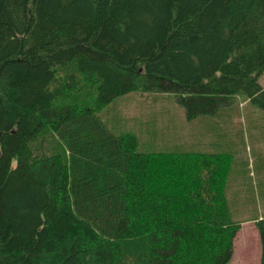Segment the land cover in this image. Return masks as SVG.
<instances>
[{"label":"trees","instance_id":"1","mask_svg":"<svg viewBox=\"0 0 264 264\" xmlns=\"http://www.w3.org/2000/svg\"><path fill=\"white\" fill-rule=\"evenodd\" d=\"M263 75L264 0H0V264H228L241 148L144 153L99 114L171 93L203 131Z\"/></svg>","mask_w":264,"mask_h":264},{"label":"rangeland","instance_id":"2","mask_svg":"<svg viewBox=\"0 0 264 264\" xmlns=\"http://www.w3.org/2000/svg\"><path fill=\"white\" fill-rule=\"evenodd\" d=\"M261 84L264 85V75ZM232 107L233 110H222L220 115L221 121L234 125V129L225 131L235 134L231 139L222 136H208L210 133H216L214 131H195L194 125L189 124L186 118L185 109L171 93H130L114 100L99 114V117L114 132L135 134L139 140L138 151L144 153L173 152L172 149L178 146V150L183 152L218 154L223 153L227 148L228 154L229 149L239 147L242 160L250 162V165H247V171L251 173L253 172V161L259 162L260 157H264V147L259 142L262 136H256V140L252 137L250 141L248 135L254 132L264 133V110L251 104L243 108L237 99L234 100ZM202 122L218 123L215 118L211 117L202 119ZM252 124L257 125V130L252 129L250 133L246 130V135L244 134L243 137L236 131L238 128L244 129ZM228 156L236 158L238 155ZM262 176H264V170H262ZM227 190L228 196L231 197V189L226 188ZM234 212L233 218L236 221L255 216V211L252 210H244V215H240V211ZM240 229L243 230L239 231V238L237 235L234 244L235 252L228 264H262L263 245L257 224L241 225Z\"/></svg>","mask_w":264,"mask_h":264},{"label":"crops","instance_id":"3","mask_svg":"<svg viewBox=\"0 0 264 264\" xmlns=\"http://www.w3.org/2000/svg\"><path fill=\"white\" fill-rule=\"evenodd\" d=\"M217 127L218 132L214 134H208V136L214 137V136H222L224 138L230 137L233 134L230 132L225 131H231L234 129L233 124L228 123H213L210 125L206 124L207 129L203 131H213L212 126ZM195 126V125H194ZM251 126V125H250ZM257 125H252L251 129L257 130ZM197 127V126H196ZM248 129V130H251ZM223 131V133H221ZM263 134L256 133V136H263ZM264 147V143H263ZM264 151V148H263ZM260 156H262V153H260ZM231 162V161H230ZM237 166H239L237 164ZM240 169L237 174H239V177H236V172H231L233 177L230 180L229 188L230 194L232 195L229 197V207L233 211H240V215H244L245 211H255V216L253 218H244L241 221H243V226L246 224H257L260 221H264V176H262V170H264V157H260L259 162L253 161V172L250 173L251 180L249 179L248 171L245 169L242 170V163L240 162ZM253 178V179H252ZM234 180V182H232ZM228 188V189H229ZM229 195V193H228ZM255 219V220H253ZM258 219V220H257ZM243 229H241L240 232H242ZM240 234V233H239ZM239 238V235H238ZM238 240V239H237Z\"/></svg>","mask_w":264,"mask_h":264}]
</instances>
